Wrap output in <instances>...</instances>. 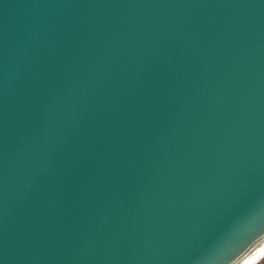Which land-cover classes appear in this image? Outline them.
Instances as JSON below:
<instances>
[{
	"label": "water",
	"instance_id": "1",
	"mask_svg": "<svg viewBox=\"0 0 264 264\" xmlns=\"http://www.w3.org/2000/svg\"><path fill=\"white\" fill-rule=\"evenodd\" d=\"M264 0H0V264H201L264 247Z\"/></svg>",
	"mask_w": 264,
	"mask_h": 264
},
{
	"label": "clouds",
	"instance_id": "2",
	"mask_svg": "<svg viewBox=\"0 0 264 264\" xmlns=\"http://www.w3.org/2000/svg\"><path fill=\"white\" fill-rule=\"evenodd\" d=\"M236 258L204 259L201 261V264H264V247L259 248V250L254 255L248 258H243L240 260H237Z\"/></svg>",
	"mask_w": 264,
	"mask_h": 264
},
{
	"label": "snow or ice",
	"instance_id": "3",
	"mask_svg": "<svg viewBox=\"0 0 264 264\" xmlns=\"http://www.w3.org/2000/svg\"><path fill=\"white\" fill-rule=\"evenodd\" d=\"M238 254H239V253H238ZM238 254H237V255H238ZM237 255H235V256H234V258H236V257H237Z\"/></svg>",
	"mask_w": 264,
	"mask_h": 264
}]
</instances>
